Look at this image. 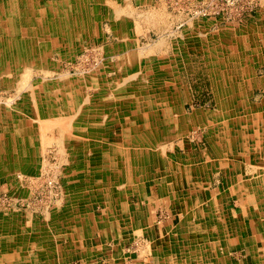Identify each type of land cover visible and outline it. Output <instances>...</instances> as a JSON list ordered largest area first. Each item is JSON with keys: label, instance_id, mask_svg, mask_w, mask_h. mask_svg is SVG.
<instances>
[{"label": "bare ground", "instance_id": "6f19581e", "mask_svg": "<svg viewBox=\"0 0 264 264\" xmlns=\"http://www.w3.org/2000/svg\"><path fill=\"white\" fill-rule=\"evenodd\" d=\"M88 1L92 2L90 7L87 4ZM138 1L137 7L149 8L148 11H144L145 13L142 12L140 18L133 13L132 9L116 5L111 0H0V88L6 86L7 91L13 92V99L5 101L7 107L4 113L6 115L1 118L4 125L0 126V174L4 170L7 175V171L11 168V173L9 172L5 177L9 183L13 180V183L21 186L25 177L36 183L33 179L36 174H27L23 168H20L22 164H27L28 159H21L15 156L14 152L13 155L12 153L9 155L8 152L5 155L2 148V146H8L9 143L16 145L22 143L18 133L21 132L23 124H18L15 116L20 119L25 111H29L28 117L32 116V119L38 122L42 142L54 145L55 155L58 158L52 165L46 157L47 152L43 153L40 170H38V177L46 172L45 175L48 176V185L51 189L50 198L55 199L56 205L55 210L45 211L44 224L40 221L43 218L40 216L35 220L27 216L28 213L18 215V211L13 209L0 212V245L3 242L5 244V251L0 253V264H71L75 260H79L75 262L76 264H105L102 260L105 251L102 252L100 245L95 243L96 239L92 238L89 243L90 239L87 238V233L94 234L98 231L94 220L90 221L93 229H84L80 234L75 229L77 222L83 216L69 212L73 202L72 179L75 180L77 176L83 179L89 175L93 179L106 175L128 179L140 173L145 175L148 172V169H145L152 167L153 174L156 177L162 176L164 180H174L173 177H169L170 172L172 174L179 172L182 177H184L183 173H187L188 168L177 167L178 158L172 159L166 156L164 145L180 136L187 127L196 129L201 126L205 132L202 127H205L207 123H203L200 117L191 118L183 110L181 103L184 94L177 85V76H172L177 82L171 78V74L175 75L177 71L166 70L164 75L168 78V82H159L157 79L160 77L159 71L166 62L159 67L156 60L150 58L147 61L149 46L142 45L135 49L125 47V39L131 36L129 32L139 34V30H142L140 19L143 17L148 19L154 12L152 11L155 8L153 0ZM100 2L110 6V8L107 6L110 20L106 31L115 36L119 45L118 49L112 50L117 57L116 63L111 64L110 61L103 60L104 68L110 69L109 72H116L119 77L113 78H119L120 82L114 89H106L104 87L108 78L102 80L103 78L100 77V81L93 85L91 92L87 90V94L77 95L81 93L80 88L86 81L76 79L75 76V79L72 78L69 72L59 71L56 56L59 60H63L65 56L74 51V47L77 48L82 44L85 34L88 36L91 33L90 23L93 19L96 21L97 14L101 13ZM50 36H53V40ZM201 40L200 38L198 42L199 51H204L207 55L212 54L211 50L214 46H209V42L206 44ZM233 46L236 51L242 47L246 52L256 48L246 46L242 39H236ZM79 48L82 49L83 45ZM99 48L104 49L102 45ZM223 57H227L226 52L223 53ZM234 57H238V54H234ZM144 58L146 63L143 66L148 68L141 71L136 67L141 60L144 62ZM206 58L213 65L210 58ZM230 60V57L225 58V62ZM173 61L179 66L180 60L176 58ZM151 65L154 69L152 76L145 74L150 73ZM32 71L42 75L41 81L45 82L42 91L37 90L30 83ZM209 72L212 83L214 82L212 77H215L212 76L213 74H217L218 79L221 80L216 70L209 69ZM224 78L223 82L227 83L226 74ZM101 81L105 82V86L102 87ZM164 89L166 93L162 92ZM219 94L225 98L243 95L238 87L233 89L227 85L220 87ZM23 95L27 98L28 110L21 104ZM167 97L170 99L169 105L163 104ZM0 101H3L2 97ZM230 102L231 99L218 102V105L225 109L229 107ZM106 107L107 109L103 111ZM131 109L134 111L133 120L137 119L136 122H132L131 117L119 119L116 111H130L128 113L130 115ZM153 110L156 115L150 113ZM113 113L115 114L112 115ZM71 116L73 119L69 120ZM5 120L9 121V124L4 123ZM213 122L204 133L211 145L219 136L216 124ZM53 128H57L60 134L56 139L51 140L49 131ZM105 129L107 132H104ZM137 129L139 134L132 133L131 130ZM62 132H67L66 136ZM4 136L6 139L3 138ZM72 136L73 138L78 137L72 139ZM79 138L81 140L76 142ZM51 172L53 175L49 176ZM57 185L59 186L58 191L53 196V187ZM4 194L7 196L8 193L4 192ZM182 194L183 197L172 200V208L183 212L185 209H192L198 205L190 198V195ZM101 195L97 190L94 200L106 209L105 219L113 217L114 220L120 217L121 212L115 210V207L119 205L117 199L115 201L112 198L113 193L110 191ZM115 211L117 214L114 213ZM101 219L103 218L99 217V220ZM226 219L225 223L231 226V220L228 217ZM86 221L89 220L86 219ZM105 222L109 223L107 220ZM191 228L193 230L190 238H187L189 239L188 248L184 245V252L178 257L181 260L191 254L194 256L206 254L200 252L198 248L208 243L198 244L203 242L199 237L200 233L193 227ZM127 230L126 237L121 241L131 242L128 251L142 249L147 243L144 239L146 238L145 231L137 223ZM148 241L151 243L152 238L149 237ZM173 246V250H178L177 245ZM186 248L188 251H185ZM206 248L215 249L219 256L227 254L223 247H213L208 244ZM107 255L108 260L112 259L114 249L108 250ZM166 256L165 253L162 259L167 260ZM110 262L109 264H112ZM195 262L189 261L191 264H197ZM162 264H167V262ZM222 264L230 263L223 262Z\"/></svg>", "mask_w": 264, "mask_h": 264}, {"label": "crops", "instance_id": "0c3cea01", "mask_svg": "<svg viewBox=\"0 0 264 264\" xmlns=\"http://www.w3.org/2000/svg\"><path fill=\"white\" fill-rule=\"evenodd\" d=\"M111 1L113 2V0ZM94 4L98 5L97 3ZM104 4L105 7L108 6L107 3ZM114 4L123 6L120 2ZM154 5L153 2V6ZM108 7L110 8V6ZM158 7V5H155V8ZM107 11H109V9H107ZM108 16L109 14L106 15V17L104 16V19L110 20ZM96 22L98 23L97 20ZM100 25L102 26V21ZM111 35L113 39H115V36L113 34ZM230 38V42L234 40V43L236 39H241L239 36L237 37L234 35L230 36ZM219 42L220 44L215 46L217 53L214 57L211 56L213 53L208 55L204 51H200V53L205 62H207L206 69H214L221 76V80L218 79V76L212 77L213 83L210 76V82L215 90L217 102L231 99V101L233 103L236 102V104L230 105V107H226L225 109L218 105L220 114L217 112L212 120H208L215 122L216 130L219 132V136L214 144L211 145L210 141L207 140L210 150L207 148V152L204 151L200 154L188 152L186 153L188 156L184 154L183 158H180L178 162L176 161L178 168L182 166L188 168L187 173H183L184 177H182L179 172L172 174L169 171V174H171L169 177H173L174 180H164L162 176L156 177L153 174L152 167L145 169H148L145 175L140 173L128 179H122L121 176L115 177L109 175L100 176L98 179H93L90 175L83 179L78 176L75 180L74 178L72 179V186H74L71 191L73 193V206L72 204L70 205L69 212L70 214L78 213L83 216L77 222V227H75V229L79 234L84 229H93L90 221L94 220L95 227L98 231L94 234L87 233V238L90 239L89 243L92 241V238L96 239L97 241L95 243L100 245L103 249L102 252L105 251L104 258L102 257L105 264H109L110 261H112L110 262L112 264H162L163 262H167V264H191L189 261H196L195 263L197 264H210L212 262L215 264H222L223 262L239 264L232 258L234 253L244 248V246H248L250 250L252 264H261L263 262V260L261 262L262 258L256 255L258 251L256 250L257 245L254 246L256 242L253 230L257 231L256 228L259 229V239L264 246V89L262 90L263 95L261 96L255 92V89L263 84V80L257 77V70L258 66L264 65V56L255 55L257 54V47L248 52H246L244 48L239 47V50L236 51L235 46H233L234 43L231 46V52H229L228 49L230 47L225 48L222 45V39H220ZM127 44L128 37L125 39L124 45L127 49H130ZM222 48L225 49L223 50ZM180 49L181 47L179 45V47L172 52L173 55L169 56L170 58L167 59L166 64L160 69V77L157 78L159 82H168V78L164 75L166 70L178 71L181 68L179 66L183 61V56L181 53L176 56V54L180 52ZM176 50L178 52H176ZM225 52L226 56L231 58L229 62H225V58L227 59V57H223V53ZM234 54H238V57H234ZM245 55H252V57H246ZM206 57L210 58L213 65L208 62ZM176 58L180 60L178 62L179 66L173 61ZM152 59L154 60V58ZM145 63L146 59L144 62L141 60L138 69L141 71L147 69L148 67L143 66ZM247 63H250L251 67L253 66L251 72L246 66ZM153 66L151 65V67H149L151 68L149 70L150 73L146 72L145 74H150V76H152L154 74ZM155 66H157L156 63ZM158 66L160 67L159 64ZM224 74L227 75V83L223 82L225 81ZM230 75H232L231 78H229ZM172 76L177 75H174V73L171 74V78L174 79L173 81H176ZM177 78V85L182 91L181 84L179 83V75ZM222 85L223 87L224 85L228 87H238L243 95L231 96L232 98H225L223 95L220 97L219 90L216 87H221ZM163 93L166 92L163 91ZM246 94H248V96H246ZM168 98L169 97H167V99ZM245 103L248 104L245 105ZM24 108L28 110V102L27 106H24ZM129 112L130 111H116L117 115H119V119L122 120L127 117L130 118L131 114L129 115ZM28 113L29 111H25L20 119L15 116L18 124H23L21 132L18 133L22 143L18 142L20 145L9 143L8 146H2V148L5 151V155L8 153L9 155L11 153L13 155L14 152L15 156L21 159L24 158L25 160L27 158V164H22L20 168H23L28 174H33L39 170L40 158H42L43 153L49 150L48 152H51L57 160L58 158L55 155L56 150L53 146L50 148L47 147L48 149L44 147L48 144L42 142L41 130L38 127L39 124L32 119V116H30L31 118L28 117ZM150 113L154 114L155 110ZM114 114L115 113L112 115ZM1 118L3 117H0V126L4 125ZM191 118H193V116H191ZM194 118L196 117L194 116ZM71 119H73V116L69 117V120ZM36 122L38 125L34 126ZM4 123L9 124V121L5 120ZM131 131L132 133L135 132V134H139L138 129ZM104 132H107V129H105ZM59 134V130L53 128L49 131V138H51V140L56 139ZM66 134L67 132L63 133L64 136H66ZM8 136H10V134ZM77 137L73 138L72 136V139ZM3 138L6 139L5 136ZM37 140H40L39 143H37ZM79 140H81V138L76 139V142ZM204 160H206V162H203ZM9 172L11 173V168L7 171V175ZM213 172L216 173L215 177H213ZM7 175L6 171L2 170L0 179L7 180L5 178ZM151 179H159L162 183L160 186L163 194L170 195L169 197H171L172 200L180 196L183 197L182 193H185L190 195V198L198 204L192 209H185L182 212L180 209L172 208L171 202L170 207L175 222H171L172 224L170 227L172 228V232L170 234L161 235L162 231H157L153 226L154 224L149 221L148 216H145L146 211L144 203L148 200L145 195V182ZM15 186L16 183H13V180H11L10 183L8 182V188L5 189L4 192H7L8 196L9 194L15 195ZM74 188L79 189L75 190ZM97 190L102 194L101 196H103L105 192L111 191L113 193L112 198L115 199V201L117 199L119 205L115 207V210H119V213L121 212L120 217L117 219L114 218V220L113 217L105 219L104 215H106V209L98 205L94 200ZM185 191H187V193ZM248 198L250 199L248 200ZM0 212L5 211L0 210ZM114 213L117 214V211ZM99 217L103 218L101 220L104 221V223L99 220ZM227 217L231 220V226L225 223L227 222ZM86 219L89 221L87 222ZM105 220L109 221V223H106ZM135 223L145 231L146 238L144 239L147 243L140 250L137 249V251H134L132 249L128 251V246L131 242L126 243L121 241V239L126 237L127 229L129 227L131 228L132 225L134 226ZM191 227L200 233L199 237L203 242H199L198 244L202 245L207 242L213 247H223L227 254L219 256L215 249H207L206 246L208 244H206L198 248L200 252L206 253L205 255L200 254L199 256H194L191 254L186 257L185 254L186 258L184 260L179 259L178 257L184 252L183 246L185 245L188 248L189 239L187 238H190L191 231L193 230ZM149 237L152 238L151 243L148 241ZM173 245H177V247H179L178 250H173ZM4 248L5 244L3 242V244L0 245V253L1 251H5ZM187 248L185 251H188ZM107 249H114V256L112 259L108 260L106 257L108 256ZM18 251L22 253L20 249H18ZM165 253L167 255V260L162 259ZM77 261L79 260H75L71 262V264H76L75 262Z\"/></svg>", "mask_w": 264, "mask_h": 264}, {"label": "rangeland", "instance_id": "374dc122", "mask_svg": "<svg viewBox=\"0 0 264 264\" xmlns=\"http://www.w3.org/2000/svg\"><path fill=\"white\" fill-rule=\"evenodd\" d=\"M137 1L119 0L121 5L127 7V9H132L133 13H136V16L140 18L142 16L141 14L148 11L149 8L144 6L137 7V3H140V1ZM113 2L119 3L118 0H113ZM153 2L159 7L152 10L154 11L152 17L150 16L148 19L143 17L140 19L139 23H141L140 25L143 29L139 30V34L138 32H129L132 37L128 36V48L135 49L142 45L149 46V55L146 57L147 61L150 58H154L159 65H162L167 62V59L170 58L169 56L173 55L172 52L180 45V52L176 50L178 52L176 56L181 53L183 61L180 63L179 67L181 68L177 71L176 75H179V83L184 92V98L181 104H183V110L187 114L193 117H200L203 123L208 122L205 127H202L206 132L213 116L217 112L220 114V110L218 111L215 90L210 82L209 68L206 69L207 62H205L198 49L199 39L201 38L206 44L209 42V46H214L211 50L213 53L211 55L212 57L217 53L215 46L220 44L218 37L222 39V45L225 48L230 47L228 51L231 52V46L234 40L230 42V36L233 35L239 36L246 46L257 47V54L255 55L264 56V0H153ZM87 4L90 7L92 2L88 1ZM100 6L103 8L101 9V13H98L101 15L98 16L97 14L98 23L94 20L90 23L92 33L88 36L85 34L82 44L78 45L77 48L74 47V51L70 55L65 56L63 60H59V57L56 56V63H58L56 65L59 71L69 72L72 78L75 79L76 77V79L86 81L84 86L80 88L81 93H77V95L87 94L88 91L91 92L90 90L93 88V85L100 81V77L103 78L102 80L108 78V80L106 79V86L104 85V81L100 82L103 84L102 87L105 86L104 88L106 89H114L120 82L119 78H113L119 77L116 75V72L112 73V71L109 72L110 69L104 68V61L108 60L111 64L116 63L117 57H115V52H112V50L118 49L119 45L113 39L112 35L105 30L106 26L109 25V20L103 17H106L110 12L107 11L105 4L100 2ZM91 18L93 19L92 15ZM101 21L102 26L100 25ZM146 27L149 28L147 29ZM51 39L53 40V36ZM82 45L83 48L80 49L79 46ZM101 45L104 47L103 50L99 48ZM245 56L252 57V55ZM246 66L251 72L253 66L251 67L250 63H247ZM136 68L138 69V67ZM35 73L36 71H32L30 83L37 90L42 91L45 82L41 81L42 75L40 73ZM212 76L218 75L213 74ZM231 77L232 75L229 78ZM257 77L263 80V84L255 89L256 94L261 96L263 95L262 90L264 89V65L258 66ZM110 78L112 79L110 80ZM36 80H39V82ZM94 81L95 83L93 84ZM5 87L0 88V97L3 99V101H0V117L6 115L4 113L7 107L5 101L13 99V92L11 90L7 91ZM216 88L218 90L220 89L219 86ZM232 88L234 89L235 87ZM5 91L7 93H4ZM163 91L166 92V89ZM219 96L222 97L220 94ZM21 99V104L24 108V106H27V98L23 95ZM169 102V98H166V102L163 104L169 105ZM235 104L236 102L233 103L231 101L229 107ZM105 109L107 107L103 108V111ZM131 111L133 112L130 115L131 121L136 122L137 119L133 120L135 117L133 109ZM209 119L211 120L208 121ZM37 125L36 122L34 126ZM205 132L201 129V126L196 129L187 127L185 132L177 137L178 139L175 138L165 143L164 150L166 151V156L172 159H180L182 155L184 156L188 152L203 153L209 148L207 136L204 134ZM39 141L37 140V143ZM52 146L54 147V145L49 143L44 147L48 149ZM46 157L52 165L56 163V158L51 152L47 151ZM203 162H206V160ZM45 173L40 177H38V170L34 173L36 175L33 179L36 183L27 180V177L23 179L21 186L16 183L15 195L12 194L13 196H6L4 194L5 189L8 188V182L7 180L0 179V210L13 209L18 211V215L20 213H28L26 215L34 219L40 216V218L43 217L40 221L44 224L45 211L47 209L49 211L55 210L54 208L56 207L55 199L50 198L51 189L48 185V176ZM52 175L53 172L49 176ZM215 176L216 173L213 172V177ZM161 184L159 179H151L145 182V195L148 200L144 203V208L146 211L145 216H148L149 221L154 224L155 229L162 231L161 235H166L172 232L170 226L172 221L175 222V219L173 218L170 207L172 199L169 197L170 195L163 194ZM58 185L53 187L52 195L55 192L57 193ZM256 230H253L256 242L253 245H257L256 250L258 252H256V255L262 258L261 262L263 260L262 264H264V246L259 239V229L256 228ZM232 259L239 264H252L248 246L237 250Z\"/></svg>", "mask_w": 264, "mask_h": 264}]
</instances>
